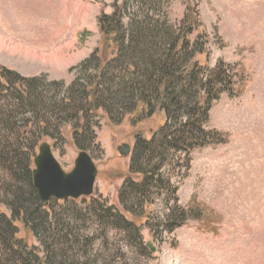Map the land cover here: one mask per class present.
Listing matches in <instances>:
<instances>
[{
    "label": "rangeland",
    "instance_id": "obj_1",
    "mask_svg": "<svg viewBox=\"0 0 264 264\" xmlns=\"http://www.w3.org/2000/svg\"><path fill=\"white\" fill-rule=\"evenodd\" d=\"M142 2L119 0L126 10L124 26L135 15L142 19L153 3V18L177 30L190 6L204 33L200 41L206 54L198 56L199 62L213 68L222 61L234 68L238 95L222 94L205 124L208 131L226 134L227 141L170 157L164 170L176 194L167 186L152 194L147 208H135L149 216L135 220L141 227L136 242L132 234L101 222L95 208L104 202L123 212L119 189L131 167L136 136L151 138L165 116L158 111L134 126L130 116L115 124L91 113L93 123L100 120L93 128L96 145L85 150L98 168L93 194L45 203L53 212V237L45 232L38 238L20 222L16 237L27 250L39 247L44 257H51L50 244L57 238L54 246L62 247L65 257H54L55 264L63 258L66 264H264V0ZM114 10V0H0V79L1 68H8L41 78L38 84L49 96L61 93L83 76L75 67L100 46L99 16ZM198 30L188 36L191 41ZM53 81L64 85L53 86ZM72 128L62 132L65 139L44 140L66 172L82 151L72 140ZM125 145L128 155L121 153ZM4 178L0 168V213L10 215L2 202ZM175 204L193 205L201 218L192 217L169 232L162 220L167 205Z\"/></svg>",
    "mask_w": 264,
    "mask_h": 264
},
{
    "label": "trees",
    "instance_id": "obj_2",
    "mask_svg": "<svg viewBox=\"0 0 264 264\" xmlns=\"http://www.w3.org/2000/svg\"><path fill=\"white\" fill-rule=\"evenodd\" d=\"M118 2L114 0L111 14L99 16L100 46L75 67L83 76L61 93L49 96L38 84L41 78L1 68L0 168L8 176L1 186L2 202L10 215L0 213V264H55L54 257H65L63 248L54 246L57 238L50 244L51 257L41 256L36 246L27 250L24 240L16 237V223H22L38 238L45 232L55 235L51 232L52 209L42 201L33 182V161L39 144L47 138L65 139L62 132L68 126L73 127L72 140L79 150L96 145L93 128L100 120L93 123L89 114L105 115L115 124L130 116L134 126L158 111L165 116L151 138L136 136L131 167L119 189L123 212L104 202L93 207L101 222L132 234L136 242L141 240V227L135 220L149 216L135 208H147L152 204V194H161L156 191L167 186L176 194L177 188L164 170L170 157L227 141L226 134L208 131L205 124L222 94L238 95L237 74L222 61L213 68L199 62L198 56L206 54L200 41L204 33L198 30L201 24L191 7L177 30L167 21L153 18L155 7L150 2L149 12L145 10L142 19L135 15L126 27L122 22L126 10ZM196 30L198 36L191 41L188 36ZM51 85L62 86L64 82L53 81ZM166 210L162 222L169 232L192 217L201 218L193 205H167ZM58 264H66L64 258L58 259Z\"/></svg>",
    "mask_w": 264,
    "mask_h": 264
},
{
    "label": "water",
    "instance_id": "obj_3",
    "mask_svg": "<svg viewBox=\"0 0 264 264\" xmlns=\"http://www.w3.org/2000/svg\"><path fill=\"white\" fill-rule=\"evenodd\" d=\"M121 153L128 155L130 146L121 148ZM34 164V184L43 202L47 203L51 198L77 199L93 194L98 168L87 151H80L74 168L66 172L56 159L51 145L44 141L39 146ZM147 245L151 247V243ZM151 250L154 251L153 248Z\"/></svg>",
    "mask_w": 264,
    "mask_h": 264
}]
</instances>
